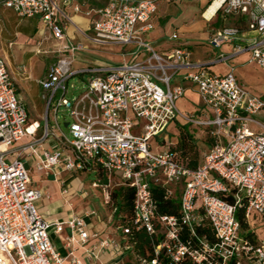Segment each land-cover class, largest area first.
Wrapping results in <instances>:
<instances>
[{
  "label": "built area",
  "instance_id": "2783aa9c",
  "mask_svg": "<svg viewBox=\"0 0 264 264\" xmlns=\"http://www.w3.org/2000/svg\"><path fill=\"white\" fill-rule=\"evenodd\" d=\"M165 1L172 0H104L85 39L96 47L132 49L120 53L121 63L75 67L76 53L89 46L65 33L71 19L66 8L80 11L74 0H0L17 17L38 19L57 41L60 55L37 81L44 92L43 123L28 117L0 57V264H67L50 233L60 234L67 225L69 244L85 243L89 236L84 217L51 223L41 215L36 204L41 190L32 184L18 152L28 155L38 171L93 174L89 187L101 191L104 205L111 204L113 188H132L131 224L117 226L122 244H109L118 252L133 251L138 264H264V237L251 227L252 221L264 220V123L252 117L264 111V95L240 84L233 67L223 76L208 69L212 62L248 53L249 61L264 71V0L208 1L203 18L218 16L222 25L207 45L231 48L211 63L192 61L186 47L158 53L145 39ZM212 5L213 12L204 17ZM231 18L245 19V27L228 24ZM184 69L189 70L184 79L201 102L193 114L177 106L186 87L171 83ZM73 76L86 77V89L69 99L66 84ZM60 109L69 117L64 120L67 132L58 123ZM180 119L211 138L195 169L177 161L178 153L170 149L175 142L168 143L167 136L160 145L155 140ZM153 185L163 189L165 198L178 194V215L158 212ZM139 230L151 239V258L133 249V232ZM68 264L83 263L72 256Z\"/></svg>",
  "mask_w": 264,
  "mask_h": 264
},
{
  "label": "crops",
  "instance_id": "0c3cea01",
  "mask_svg": "<svg viewBox=\"0 0 264 264\" xmlns=\"http://www.w3.org/2000/svg\"><path fill=\"white\" fill-rule=\"evenodd\" d=\"M172 1H177V0H172ZM208 1L209 0L203 1L205 5L204 7H202L203 10L201 11V19L203 21L199 23L196 28V30L200 32L199 36L201 40L204 41L206 44H207L206 39L209 37L212 31L216 28H219L222 25V22L218 16L212 18L210 21H207L203 18L202 13L206 5L208 4ZM164 3H168V2L165 1L160 3L153 17V24H154V28L152 30L154 31L153 35L149 36V33L151 31L147 33L148 35L147 34L145 35V39L149 41L151 45L154 44L156 47H159L158 50H156L158 53H162L176 47H186L190 51V57L192 61L211 63L212 61L215 60L216 56L219 53H229L231 51V48L228 45H223L224 49L222 51L221 50L218 51L216 50L218 48H212L208 45L209 47L207 48L215 49L211 51L210 55L207 54V56L204 57H194L190 48L186 46L184 42L171 46L170 45L159 46L163 39L166 38L172 39L171 35L175 33L174 31H178L179 33V35L175 33L177 35L176 39L181 38L183 36L182 31H184L182 26H178V28L174 29L170 33L168 25L169 22H172L171 21L172 18L168 20L166 23L160 24V22L158 21V13L161 10V7L163 6ZM73 4H78L80 7V11L75 13L73 12L72 7L69 6L66 8V11L71 18L70 21H67L65 23L66 36L69 40L73 42L86 43L89 46L88 50H90L91 46L93 45L85 39V35L90 34L91 22L94 18H96L95 10L104 4V0H74ZM202 8H200V10ZM35 20L37 21L39 27L41 26L43 30L44 28L42 27L41 22L36 18ZM228 24L231 25L236 24L239 25L241 28H244L246 21L245 19L240 20V19L231 18L229 19ZM157 25L160 27H157ZM156 27H157V31L155 30ZM204 27L206 29H204ZM88 50H84V51H88ZM204 55L206 54L204 53ZM1 58L6 60V57H1ZM126 58H130V57H126ZM238 58L241 59L240 64L242 65L245 63L255 64L254 62L249 61L248 53H241L228 58L226 61L212 62L211 64H209L208 69L210 72L216 75L223 76L229 71L230 67H233L234 76L236 77L237 81L240 84H242L248 91H250L254 95L257 96L264 95V93L256 94L252 92L250 88H248L245 84L241 82V80H239L236 74V69H237L236 65L238 64L236 60ZM219 65H221V67H219ZM214 66H217L219 68L215 71ZM9 70L12 75L14 72L10 69V67ZM188 72L189 70L187 69L179 71L175 75L177 76L178 79L175 82V84H173V85L182 84L186 87V91L180 99H182L186 94L193 98V100L191 99V102L193 103L191 112L184 113L179 109L180 112L183 114L197 113L199 108L201 107V102L192 84H190V82L184 79V75ZM29 78L30 77L24 76L25 80ZM38 80L39 79H36V82ZM14 81L17 92L20 98L24 102V99L22 98L20 92L18 91L17 81L15 79ZM34 84L35 86L40 87L38 82ZM42 94H41V98H42ZM178 101H177V106H178ZM169 142L170 141H168V143ZM159 148L161 149L162 147ZM18 153H19V158L23 160L25 165L30 169L32 184L41 190L42 197L37 201L36 204L38 211L48 222L52 223L53 221H67L69 219H72L73 217L85 218L86 230L88 231L89 234L85 243H80L78 241L72 244L67 243L66 239L68 236L71 235V229L67 225L63 226V230L60 234H55L53 232L50 233V239L53 246L65 258L67 264L70 263L72 256L80 259L83 264H138V261L133 251L128 250V251L118 252L109 244L111 240H114L119 244H122L123 237L120 230H118L117 226L114 224L113 213L107 211L105 208L106 205H104L102 202L101 191L99 189H91L89 187L90 182L85 180L86 179L85 177L89 174L82 172H73V171H61L59 173L53 170L38 171L31 166L32 165L31 158L28 155L21 152ZM116 188L117 187L113 189ZM104 241H107L106 244H103Z\"/></svg>",
  "mask_w": 264,
  "mask_h": 264
},
{
  "label": "rangeland",
  "instance_id": "374dc122",
  "mask_svg": "<svg viewBox=\"0 0 264 264\" xmlns=\"http://www.w3.org/2000/svg\"><path fill=\"white\" fill-rule=\"evenodd\" d=\"M204 0H177L164 3L161 10L158 13V21L160 24L169 22L170 33L182 26V37L179 39H163L159 46L163 45H177L184 42L188 46L194 57H204L211 54L212 50L199 36V31L196 30L197 25L203 20L201 19V11L204 7ZM200 8H202L200 10ZM200 10V11H199ZM157 27H160L157 25ZM156 27V31H157ZM204 29H206L204 27ZM39 27L35 18H19L13 11L4 9L0 6V56L6 57L10 69L14 72L12 75L17 81V88L22 98L24 99L30 120H37L43 123L42 116L45 108V101L41 98L43 93L42 88L35 86L36 79H43L49 68L58 59L59 47L54 38L50 37V33L47 29ZM213 30V29H211ZM178 33V31H174ZM154 31L149 33L153 35ZM148 35V34H147ZM148 36V37H149ZM205 45V46H204ZM155 50L159 47L152 45ZM132 47L126 46L121 47L119 45L110 44L106 46H91L88 51H80L76 53L74 66L75 67H86L89 65L97 64H117L122 62L121 52L131 50ZM223 46L218 47V51H222ZM39 51V52H37ZM204 53L206 55H204ZM129 59V58H127ZM241 59L238 58L236 62V74L239 80L245 84L250 90L256 94L264 93V72L253 63L240 64ZM25 67L27 70V77L25 80L22 73L18 72V68ZM221 67V65H219ZM219 67L214 66L216 71ZM177 76L171 79V83L175 84ZM67 93L66 97L74 99L84 92L86 89V77L83 79L80 76H73L66 84ZM193 98L189 95H185L178 101L179 109L184 113H189L192 110ZM255 120L264 123V111L259 112L252 116ZM64 120L68 121L69 117L63 109L58 112V123L60 124L61 130L67 132V128L64 127ZM179 124H184L183 120H178ZM51 125H54L51 119ZM190 133L196 139V144L199 153V159H203V153L207 150L206 134L201 130L187 125ZM176 123L173 122L167 131H164L155 138L157 144H162V139L167 136L168 141L176 142L177 137ZM155 148V147H154ZM86 181L90 182L94 179L93 174H89L85 177ZM114 181H117L115 178ZM178 193V192H177ZM106 210L113 213L114 209L111 204L106 205ZM114 219V217H113ZM251 227L255 229L259 236L264 237V220L259 223L251 222Z\"/></svg>",
  "mask_w": 264,
  "mask_h": 264
},
{
  "label": "trees",
  "instance_id": "16d2710c",
  "mask_svg": "<svg viewBox=\"0 0 264 264\" xmlns=\"http://www.w3.org/2000/svg\"><path fill=\"white\" fill-rule=\"evenodd\" d=\"M177 127V141L170 145V149L178 153L177 161L182 162L185 166L195 169L201 163L199 159L198 148L196 139L193 137L187 128V124H179L176 122ZM207 145H211V138L206 136ZM102 178V177H101ZM102 181H105L103 178ZM152 196L158 207V212L161 214L178 215L179 214V197L175 194L171 198L164 197V191L161 187L153 185L151 186ZM134 191L127 186L117 187L111 192V206L114 209V224L116 226H130L133 216ZM240 218V213L237 214ZM198 233H202L199 230ZM133 249L140 255L152 257V243L150 237L145 231L139 230L133 232ZM159 242V239L155 240V244ZM181 264H191L187 260H183Z\"/></svg>",
  "mask_w": 264,
  "mask_h": 264
},
{
  "label": "bare ground",
  "instance_id": "6f19581e",
  "mask_svg": "<svg viewBox=\"0 0 264 264\" xmlns=\"http://www.w3.org/2000/svg\"><path fill=\"white\" fill-rule=\"evenodd\" d=\"M214 10V6L212 5L211 7H209L205 12H204V17H209L211 15V13Z\"/></svg>",
  "mask_w": 264,
  "mask_h": 264
},
{
  "label": "water",
  "instance_id": "95a60500",
  "mask_svg": "<svg viewBox=\"0 0 264 264\" xmlns=\"http://www.w3.org/2000/svg\"><path fill=\"white\" fill-rule=\"evenodd\" d=\"M67 125V123H64V126H66Z\"/></svg>",
  "mask_w": 264,
  "mask_h": 264
}]
</instances>
